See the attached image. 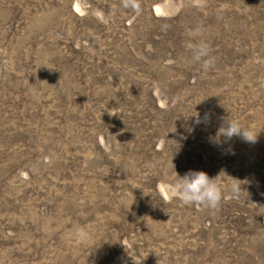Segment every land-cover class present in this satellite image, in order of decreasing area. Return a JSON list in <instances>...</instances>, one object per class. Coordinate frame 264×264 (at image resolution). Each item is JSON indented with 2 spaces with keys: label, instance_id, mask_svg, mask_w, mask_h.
Here are the masks:
<instances>
[{
  "label": "rangeland",
  "instance_id": "obj_1",
  "mask_svg": "<svg viewBox=\"0 0 264 264\" xmlns=\"http://www.w3.org/2000/svg\"><path fill=\"white\" fill-rule=\"evenodd\" d=\"M0 264H264V0H0Z\"/></svg>",
  "mask_w": 264,
  "mask_h": 264
},
{
  "label": "clouds",
  "instance_id": "obj_2",
  "mask_svg": "<svg viewBox=\"0 0 264 264\" xmlns=\"http://www.w3.org/2000/svg\"><path fill=\"white\" fill-rule=\"evenodd\" d=\"M196 35L195 32L190 33L193 41L187 44V48L191 52L193 62L201 63L202 69L208 71L214 66L211 47L203 39L195 40ZM234 136L240 137L248 143H255L257 139V135H254L253 131L246 128L238 119H223L216 133L215 142L220 143L221 137L224 138V141H230ZM240 188V184H233L230 191L232 194H238ZM172 191L184 205L203 209L218 208L224 197V191L216 182V178H210L204 171H189L183 177L178 175Z\"/></svg>",
  "mask_w": 264,
  "mask_h": 264
},
{
  "label": "trees",
  "instance_id": "obj_3",
  "mask_svg": "<svg viewBox=\"0 0 264 264\" xmlns=\"http://www.w3.org/2000/svg\"><path fill=\"white\" fill-rule=\"evenodd\" d=\"M159 36H160V35H159ZM160 37H161V36H160ZM168 41L172 43V42H174V39L168 36ZM166 45H170V44L166 43ZM170 46H171V45H170ZM171 60H172V59H171ZM172 61H173V60H172ZM246 71H247V69H246L244 72H246ZM246 78H251V76H249V75L247 74V72H246ZM252 78H253V77H252ZM236 119H238V118H236ZM238 120H239V119H238ZM170 149H174V148H170ZM166 154H171V153L166 152ZM166 154H165V155H166Z\"/></svg>",
  "mask_w": 264,
  "mask_h": 264
}]
</instances>
